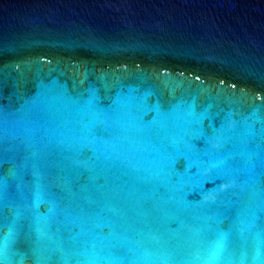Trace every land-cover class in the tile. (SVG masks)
Masks as SVG:
<instances>
[{"label":"water","instance_id":"water-1","mask_svg":"<svg viewBox=\"0 0 264 264\" xmlns=\"http://www.w3.org/2000/svg\"><path fill=\"white\" fill-rule=\"evenodd\" d=\"M0 264H264V0H0Z\"/></svg>","mask_w":264,"mask_h":264}]
</instances>
